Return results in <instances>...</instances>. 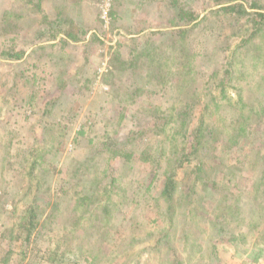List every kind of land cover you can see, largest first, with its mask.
Listing matches in <instances>:
<instances>
[{"label": "rangeland", "instance_id": "obj_1", "mask_svg": "<svg viewBox=\"0 0 264 264\" xmlns=\"http://www.w3.org/2000/svg\"><path fill=\"white\" fill-rule=\"evenodd\" d=\"M262 14L264 0H0L1 263L59 246L94 264H174L170 248L179 264H264Z\"/></svg>", "mask_w": 264, "mask_h": 264}, {"label": "trees", "instance_id": "obj_2", "mask_svg": "<svg viewBox=\"0 0 264 264\" xmlns=\"http://www.w3.org/2000/svg\"><path fill=\"white\" fill-rule=\"evenodd\" d=\"M233 1V0H230ZM242 6L241 5H230L227 9H229L232 12H236L238 14H242L243 10L241 9ZM193 21L191 14H189L185 9L181 8L177 11L176 15L173 16L172 18V22L175 23L178 27L180 28H185L187 27L191 22ZM260 24H264V14L260 15ZM183 29H180V31H178L177 33H175L174 35L176 36V38L180 37L181 35L185 34L186 31H184ZM84 33V32H82ZM67 35L69 36V38L71 39H76L77 36V32L75 34L67 32ZM254 37V35H252V38ZM10 57H22L23 53L19 52L16 54H9ZM154 73L149 72V74L146 75V78L148 79L149 83L154 84L153 82V75ZM155 85V84H154ZM185 114L184 113H178L175 114L172 119H171V123H175L176 125H180V127L184 130V131H188L189 130V125H190V119H184ZM182 119V120H181ZM202 126H199L197 128H194L191 132V138H193V141H195L196 145H193V150L192 151H188L185 150L182 154V156L180 157V159L175 163L174 167H173V171L168 170V177L165 181V185H164V189L162 191V196L168 198V200H172L174 198V196L176 195V193L179 191V187H178V179H177V172L179 171L180 168H182L183 163L185 161H189L190 157L189 155L193 156L194 154H197L199 152V149L202 147V143H203V138H205L206 133H204V129H202ZM204 134V135H203ZM111 145V144H110ZM124 157L130 158V154L125 155ZM200 170V169H199ZM171 202V201H170ZM189 203H192L191 201H189ZM172 207L173 203H172ZM217 208V206H216ZM216 208L214 209V211H216ZM33 210H31L29 217H28V225L25 226V229L27 228L26 231V237L21 241V254L24 253V255H27L28 253V245L30 244V240H31V236L33 234V231L37 228V225L39 224V219L37 218V213H36V208L32 207ZM171 209V207H170ZM220 232H222V234H227V237L233 242L236 241L237 239H239V237L241 238L243 234L240 235H236L235 232H232L231 230H226L225 228H221ZM164 238H168L167 234L163 235ZM166 242H168V240H166ZM160 243V241L158 240V242L156 243L155 247L158 246V244ZM258 249V248H257ZM12 251H14L13 249H9L8 251H6V255L2 258V263L0 261V264H8V261L10 259V255L12 254ZM170 251L173 254V262L174 264H179L178 262V257L177 255L173 252L174 250L170 248ZM169 251V252H170ZM260 254L263 253L262 250L259 251ZM42 257L40 259V264H86L85 261L88 262V264H94V260H92V257H88V256H84L83 253H79L78 254L76 252H73L72 250H62L61 247H56V248H48L46 249L44 252H42ZM26 257V256H25Z\"/></svg>", "mask_w": 264, "mask_h": 264}]
</instances>
